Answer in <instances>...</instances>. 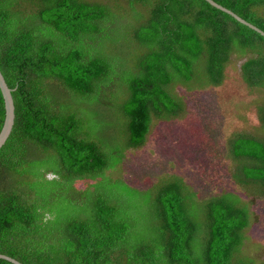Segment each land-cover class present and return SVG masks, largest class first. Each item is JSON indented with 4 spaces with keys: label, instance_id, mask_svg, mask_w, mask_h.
<instances>
[{
    "label": "trees",
    "instance_id": "16d2710c",
    "mask_svg": "<svg viewBox=\"0 0 264 264\" xmlns=\"http://www.w3.org/2000/svg\"><path fill=\"white\" fill-rule=\"evenodd\" d=\"M215 1L264 31V0ZM232 58L258 93L257 124L214 131L208 167L235 168L240 188L200 196L170 158L150 186L128 182L123 160L158 122L185 127L182 91L221 86ZM0 70L15 107L0 148L1 254L23 264H264L248 234L264 199L260 33L206 0H0ZM4 112L0 93V129Z\"/></svg>",
    "mask_w": 264,
    "mask_h": 264
},
{
    "label": "rangeland",
    "instance_id": "374dc122",
    "mask_svg": "<svg viewBox=\"0 0 264 264\" xmlns=\"http://www.w3.org/2000/svg\"><path fill=\"white\" fill-rule=\"evenodd\" d=\"M241 62L242 59L232 58L225 68L224 82L219 87L192 95V92L182 91L190 110L189 117L184 119L185 127L166 121L158 122L155 135H150L153 139L150 138L148 144L137 151V155H128L123 160V176L128 182L139 187L150 186L156 174L163 167L165 169V161L170 158L174 160L171 170L183 176L186 174V180L192 183L200 196L236 186L233 185L235 168H227L228 173L219 169L220 174H211V166L208 167V164L212 161L210 152L215 142V136L212 135L214 131L241 125L246 127L243 124L244 117L253 124L257 121L253 101L258 93L251 92L241 80ZM216 158L220 159L221 156L217 155ZM254 209L258 216L248 234L251 242L264 248V199Z\"/></svg>",
    "mask_w": 264,
    "mask_h": 264
},
{
    "label": "water",
    "instance_id": "95a60500",
    "mask_svg": "<svg viewBox=\"0 0 264 264\" xmlns=\"http://www.w3.org/2000/svg\"><path fill=\"white\" fill-rule=\"evenodd\" d=\"M208 3H210L212 6L217 7L220 10H223L224 12L228 13L229 15H232L235 19H237L239 22L249 26V28L254 29L258 33H260L262 36H264V31L260 28H258L256 25L248 22L247 20L243 19L233 11L229 10L225 6L217 3L215 0H206ZM14 88H10L8 84L6 83L4 76L0 70V93L2 94L3 102H4V120L2 127L0 129V148L4 145L6 142L13 124H14V117H15V107H14V101L11 91H13ZM0 257L3 259H6L14 264H23L22 262L16 260L13 257H10L5 254L0 253Z\"/></svg>",
    "mask_w": 264,
    "mask_h": 264
}]
</instances>
